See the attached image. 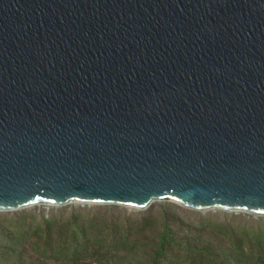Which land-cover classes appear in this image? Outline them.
Listing matches in <instances>:
<instances>
[{"label": "water", "instance_id": "water-1", "mask_svg": "<svg viewBox=\"0 0 264 264\" xmlns=\"http://www.w3.org/2000/svg\"><path fill=\"white\" fill-rule=\"evenodd\" d=\"M264 215V0H0V211Z\"/></svg>", "mask_w": 264, "mask_h": 264}, {"label": "trees", "instance_id": "trees-1", "mask_svg": "<svg viewBox=\"0 0 264 264\" xmlns=\"http://www.w3.org/2000/svg\"><path fill=\"white\" fill-rule=\"evenodd\" d=\"M171 203L179 205L122 213L74 203L0 215V264H264V221L184 220Z\"/></svg>", "mask_w": 264, "mask_h": 264}, {"label": "rangeland", "instance_id": "rangeland-1", "mask_svg": "<svg viewBox=\"0 0 264 264\" xmlns=\"http://www.w3.org/2000/svg\"><path fill=\"white\" fill-rule=\"evenodd\" d=\"M171 201L167 200V199H163L160 201H156L152 204H169ZM42 204V203H41ZM36 204V205H32L29 206L27 208L24 209H20V210H16V211H0V215H7V216H11L13 215L15 212H19V211H26V212H49L54 211V212H58L61 210H66L68 211V209L70 208L71 204L74 203H66V204H62V205H48V204ZM79 204V203H77ZM81 206H85V208H87L88 206H101V208H109L112 211H116V212H122V213H138V212H142L144 209H135V208H130L127 206H122V205H116V204H80ZM182 206V205H180ZM179 205H174L171 203V208L172 210L179 215L180 218L182 219H187V220H194L197 217L204 216V215H210L216 218H220L222 215L225 217H231L232 215L236 214L238 216V218H240L242 221L245 220L248 223L252 222V220L256 221V222H261L264 221V215H252L250 213H244L240 211H223L220 209H207V210H199V212L197 211H188L187 209H184L182 207H180ZM95 208V207H94ZM224 213H223V212Z\"/></svg>", "mask_w": 264, "mask_h": 264}]
</instances>
